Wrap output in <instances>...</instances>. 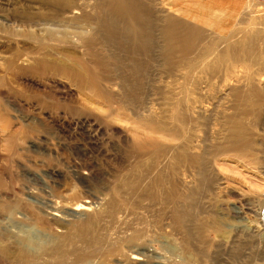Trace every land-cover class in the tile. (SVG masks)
I'll list each match as a JSON object with an SVG mask.
<instances>
[{
  "label": "rangeland",
  "instance_id": "obj_1",
  "mask_svg": "<svg viewBox=\"0 0 264 264\" xmlns=\"http://www.w3.org/2000/svg\"><path fill=\"white\" fill-rule=\"evenodd\" d=\"M149 2L0 0V264H264V2Z\"/></svg>",
  "mask_w": 264,
  "mask_h": 264
},
{
  "label": "bare ground",
  "instance_id": "obj_2",
  "mask_svg": "<svg viewBox=\"0 0 264 264\" xmlns=\"http://www.w3.org/2000/svg\"><path fill=\"white\" fill-rule=\"evenodd\" d=\"M157 3H158V1H157ZM152 4L153 3H150L149 0H107V6L109 5L110 10H111V17H110L111 20L104 21V23H103L104 30H105L106 35H107L106 42L109 44H115V45L117 44L120 46L127 44L128 47L130 48V51H132L133 54L140 52V53H138L140 55V54H144V53L149 54L151 52V50L154 49V47H156V46L158 47V43H157L158 39H159L158 40L159 41V47H161L160 50L164 54L166 53V45L167 44H170V45L178 44V46H179L180 42H182L186 39H190L189 31H192V27L190 26V23H187L184 21L180 22V20H177V19H173L174 22L172 23L171 27L169 26V28H167V27L158 28V30H156V31H158L160 34L158 35L159 37H156L155 36V30L153 29V26H152L151 21H150V17H151L150 9H151ZM156 8L158 10V16H159V18L157 20H158V22H162L163 16L161 14H163L162 13L163 8L160 6L156 7ZM197 12H199V10ZM188 16L187 17L189 19L193 18L194 21H196V18L192 17V15H191V18H190V14ZM186 45H187V43H186ZM181 49H183V48H181ZM178 51H176V52H178ZM186 52L187 51H185V53ZM128 53L129 52H127V54ZM128 55H130V54H128ZM150 56H153V55H150ZM148 57H147V59H148ZM153 58H154V56H153ZM136 62H137V60H136ZM149 62H151V61H149ZM260 82H261V80H260ZM193 162L196 163L197 165H199V167H202L205 165L204 164V162H205L204 158H199V159L196 158V160ZM161 180H163V179H161ZM159 182H160V180H159ZM150 185H152V184H150ZM178 197L181 199H186V200L191 201V198H189L186 195H184V196L179 195ZM86 208L87 207L83 206V205H76L74 207V210L75 211L86 210ZM132 259L140 261V259L136 258V257H133Z\"/></svg>",
  "mask_w": 264,
  "mask_h": 264
},
{
  "label": "built area",
  "instance_id": "obj_3",
  "mask_svg": "<svg viewBox=\"0 0 264 264\" xmlns=\"http://www.w3.org/2000/svg\"><path fill=\"white\" fill-rule=\"evenodd\" d=\"M260 1L264 2V0H260Z\"/></svg>",
  "mask_w": 264,
  "mask_h": 264
}]
</instances>
